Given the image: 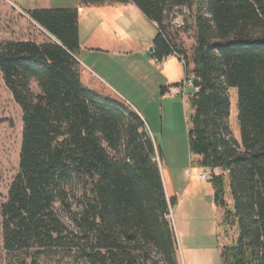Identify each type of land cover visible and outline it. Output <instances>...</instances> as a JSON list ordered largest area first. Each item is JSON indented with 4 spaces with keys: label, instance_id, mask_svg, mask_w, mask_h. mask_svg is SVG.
<instances>
[{
    "label": "trees",
    "instance_id": "obj_1",
    "mask_svg": "<svg viewBox=\"0 0 264 264\" xmlns=\"http://www.w3.org/2000/svg\"><path fill=\"white\" fill-rule=\"evenodd\" d=\"M79 3L135 5L158 30L153 59L184 61L194 79L193 166L223 171L210 181L217 206L226 208V177L233 199L223 224L238 234L221 248L222 263L264 264V0ZM26 13L57 40L0 41V72L23 122L18 171L0 205L3 252L19 264H180L178 199L166 193L161 147L131 105L83 83L79 9Z\"/></svg>",
    "mask_w": 264,
    "mask_h": 264
},
{
    "label": "rangeland",
    "instance_id": "obj_2",
    "mask_svg": "<svg viewBox=\"0 0 264 264\" xmlns=\"http://www.w3.org/2000/svg\"><path fill=\"white\" fill-rule=\"evenodd\" d=\"M117 10V7L107 9L108 29L106 30L121 33L124 40L122 41L124 52L120 50L119 53H114L111 50L114 42L110 39L109 33L102 29H91L88 35L89 43H99L107 48L101 46L94 48L91 44L83 48L78 57L90 68L89 73L85 75L87 81L84 82L89 88L104 97L117 98L132 105V99L136 102L138 96L145 95L151 98L155 93L161 95L160 64L152 62V51H150L153 38L158 34V30L154 23L136 9H132L134 15L127 14L132 29L121 30L118 18L113 15ZM85 26L86 21L84 20L81 25L83 32ZM37 31H39L38 26L26 11L15 6L11 0H0V41L33 38L37 35ZM124 32L129 33L123 34ZM188 44L191 42L189 41ZM168 66L170 67V79L179 81L180 85L184 77L182 61L172 55L165 68L168 69ZM164 71L167 70L164 69ZM33 88L35 91L38 90L36 84ZM193 93L194 86L189 85L185 89L181 88L178 93H168L169 105L163 110L167 115L162 114L161 101L158 102V106L155 102L149 108L157 112L159 137L156 140L162 150L161 166H164V158L168 159L171 156L176 159L178 155L176 153H181L180 156L189 160L188 116L192 113L190 98ZM229 96L231 100L229 125L233 137L240 142L237 89L230 88ZM22 128V110L5 85L0 72V205L6 200L9 187L18 171ZM163 132L164 134L161 135ZM154 134L156 135L155 131ZM203 170H200V173ZM219 174H223L220 169L216 175ZM225 179L226 208L215 204L214 189L210 186V181L204 180V185L195 183L191 189H188L189 179L177 185L181 192L177 196L178 201L172 209L171 218L177 231L180 264H196L193 260L195 253L200 257L198 264H223L221 248L231 243L238 234L237 225L233 226L231 222L223 224L225 210L233 207L228 179L227 177ZM60 261L57 258L42 260L43 264H69V261L66 263ZM0 264H19L16 258L6 256L3 252L1 228Z\"/></svg>",
    "mask_w": 264,
    "mask_h": 264
},
{
    "label": "crops",
    "instance_id": "obj_3",
    "mask_svg": "<svg viewBox=\"0 0 264 264\" xmlns=\"http://www.w3.org/2000/svg\"><path fill=\"white\" fill-rule=\"evenodd\" d=\"M11 2L15 4V6H17L18 8L24 11L37 9V8H78L79 9V45H80L78 54L81 53L83 48H86V46H90L91 44H93L92 46H94V48H97V47L100 48L99 46L103 48H107L103 45H100L99 43L98 44L94 42L89 43L90 39L88 40V35L91 29L93 30L102 29L103 31H106L107 33H109L110 39L114 42L113 45L111 46V50L114 53H119L120 50H123L124 52V47L122 44V41L124 40L122 38V35H120L121 33H116L115 31L111 32L110 30H106L108 29V24L106 23V20H107L106 16L108 12L106 11L107 9H114L116 7L118 8V10L113 13V15L115 18H118V22L121 27V30L122 29H132L131 21L129 20V17H128L129 15L131 16L134 15V10L132 9H136V11L142 13L139 10V8H137L133 4L81 6L79 3V0H11ZM107 7H112V8H107ZM84 20L86 21V26L83 32L81 29V25H82V21ZM36 25L38 26L39 31H37V35L31 39H35L37 41H43V40H48V39L57 40L53 35H51L48 31H46L39 24L36 23ZM133 30H136V29H133ZM127 33L129 32H124L123 34H127ZM170 57L171 56H169L167 59L163 60L160 63L156 62L155 59L153 61L152 59L153 57L151 58L152 62L160 64L159 68H160V73H161V76H160L161 79L159 81L162 86L161 95L159 93H155V95L152 96L151 98H148L145 95L138 96V99H136V102L134 101L135 99H132L131 106L145 120L150 133L155 139L159 137L158 123L156 120L157 112L154 109L151 111L149 108L152 107L155 102L158 106V102L161 101L162 114L167 115V113H164L163 110L165 109V107L166 109L168 108L169 101H170L168 98V95H169L168 88L172 85L178 84L179 82V81H172L169 75L170 67L168 66V69L165 68V65L167 61L170 59ZM78 59L82 65L81 78L84 83L85 81H87L85 78V75L89 73L88 71L90 70V68L82 62L80 57H78ZM164 69H166L167 71H164ZM86 86L88 87V85ZM149 121H150L151 126L149 124ZM188 130H189V116H188ZM154 131L156 132V135L154 134ZM163 134L164 132L161 135ZM188 150H189V144H188ZM189 153H190L189 160L180 156L181 153H176L178 154L176 159H173V157L171 156L168 159L167 158L163 159L164 166H161V170H162V176H163L165 189H166V193L168 197L179 196L181 189H178L177 185L180 182L185 181V179L190 180L188 189H191L195 183L203 184L204 180L200 178V174H199L202 168L193 166V162L197 159V156L192 154L190 150H189ZM210 186L212 187V184H210ZM186 246L189 247V245H186ZM193 260L196 261V264L199 263L198 260H200V257L197 253L193 254Z\"/></svg>",
    "mask_w": 264,
    "mask_h": 264
},
{
    "label": "built area",
    "instance_id": "obj_4",
    "mask_svg": "<svg viewBox=\"0 0 264 264\" xmlns=\"http://www.w3.org/2000/svg\"><path fill=\"white\" fill-rule=\"evenodd\" d=\"M179 21V20H177ZM152 50V49H151ZM156 62H162V61H159L157 59H155ZM183 64H184V61L182 60ZM193 77L190 76V75H186L184 74V78L183 80L180 82V85H173L171 87L168 88V92L171 93V94H175V93H178L181 88L185 89L186 86H193ZM204 169V168H202ZM218 170L219 169H215L214 171L209 169V168H205L201 173H200V178L202 180H205V181H211L213 180L214 176H216V173H218Z\"/></svg>",
    "mask_w": 264,
    "mask_h": 264
}]
</instances>
